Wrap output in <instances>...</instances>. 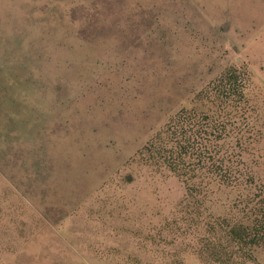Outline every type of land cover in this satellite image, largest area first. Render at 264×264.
I'll return each mask as SVG.
<instances>
[{
    "label": "rangeland",
    "instance_id": "rangeland-1",
    "mask_svg": "<svg viewBox=\"0 0 264 264\" xmlns=\"http://www.w3.org/2000/svg\"><path fill=\"white\" fill-rule=\"evenodd\" d=\"M0 264H264V0H0Z\"/></svg>",
    "mask_w": 264,
    "mask_h": 264
}]
</instances>
